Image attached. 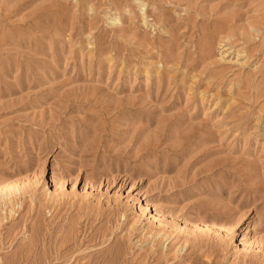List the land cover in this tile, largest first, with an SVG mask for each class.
Returning a JSON list of instances; mask_svg holds the SVG:
<instances>
[{"label": "rangeland", "instance_id": "rangeland-1", "mask_svg": "<svg viewBox=\"0 0 264 264\" xmlns=\"http://www.w3.org/2000/svg\"><path fill=\"white\" fill-rule=\"evenodd\" d=\"M12 186L0 264H264V0H0Z\"/></svg>", "mask_w": 264, "mask_h": 264}, {"label": "bare ground", "instance_id": "bare-ground-1", "mask_svg": "<svg viewBox=\"0 0 264 264\" xmlns=\"http://www.w3.org/2000/svg\"><path fill=\"white\" fill-rule=\"evenodd\" d=\"M15 190H18V187L17 186H12V187H8V188H6V189H3V190H1L0 191V199H5L6 197L7 198H11L10 196L12 195V196H14L13 194L15 193V192H17V191H15ZM16 194V193H15ZM6 198V199H7ZM12 199H13V197H12ZM5 201V200H4ZM12 209V208H11ZM15 209H13L12 211H14ZM216 229V228H215ZM218 229V228H217ZM216 229V230H217ZM218 232V231H217Z\"/></svg>", "mask_w": 264, "mask_h": 264}]
</instances>
